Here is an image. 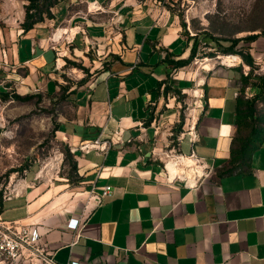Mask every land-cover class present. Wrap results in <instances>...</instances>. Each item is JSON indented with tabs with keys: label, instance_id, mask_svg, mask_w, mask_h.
<instances>
[{
	"label": "crops",
	"instance_id": "crops-1",
	"mask_svg": "<svg viewBox=\"0 0 264 264\" xmlns=\"http://www.w3.org/2000/svg\"><path fill=\"white\" fill-rule=\"evenodd\" d=\"M214 3L60 0L52 18L25 31L27 0H0V72L17 94L56 102L55 140L71 159L67 176L57 170L61 157L46 172L31 164L26 181L2 196L0 218L38 227L41 244L62 264H264V141L233 159L238 118L252 116L247 96L264 108V87L240 65L190 63ZM252 9H260L252 23L264 25L262 3ZM257 28L235 36L234 50L247 47L254 65L246 63L264 68V29ZM65 29L77 31L70 43ZM117 130L106 154L80 151L84 141ZM172 146L212 166L199 186L165 180L154 152ZM93 186L113 193L87 206ZM71 219H80L77 228Z\"/></svg>",
	"mask_w": 264,
	"mask_h": 264
},
{
	"label": "rangeland",
	"instance_id": "rangeland-1",
	"mask_svg": "<svg viewBox=\"0 0 264 264\" xmlns=\"http://www.w3.org/2000/svg\"><path fill=\"white\" fill-rule=\"evenodd\" d=\"M214 1V9L204 10L209 14L214 13L209 19L210 24L208 23L207 30L194 41L199 54L190 63H195L201 68L205 64L210 65V62H204V57L215 56L213 54L215 51L225 53L223 50L227 48L218 40H234L235 36L248 35L245 30L256 27L258 32L264 29V25L257 26L252 23L260 20L259 15L251 17L255 10H258V13L260 11L252 8L262 3L261 18L263 19L264 0ZM198 28L201 27L193 22L192 29ZM4 76L5 73L0 72V192L2 196L16 192L15 188L21 186L20 182L26 181L25 173L31 164L37 162L46 172L47 163L61 157L57 170L59 174L67 176L71 160L64 146L55 140L56 102L50 96L36 92L31 93L28 99L16 98L15 86H9ZM192 93L195 94L194 91ZM185 149L186 147H183V151ZM38 168V165L34 164L28 170L27 178L32 179ZM10 216H12L10 213L4 215L5 218ZM0 264H3L1 257Z\"/></svg>",
	"mask_w": 264,
	"mask_h": 264
},
{
	"label": "built area",
	"instance_id": "built-area-1",
	"mask_svg": "<svg viewBox=\"0 0 264 264\" xmlns=\"http://www.w3.org/2000/svg\"><path fill=\"white\" fill-rule=\"evenodd\" d=\"M97 8L96 5L93 7ZM77 31L61 30L67 43L72 41L71 36ZM210 62L212 65H240L245 75L251 73L257 74L264 72L263 66L255 67L246 63L238 54H219L213 57H204V62ZM203 62V63H204ZM203 68H205L203 66ZM208 69V68H205ZM197 94V91H195ZM120 130H117L113 136H104L100 134L93 140L84 141L80 144V151L85 154L94 151L98 154H106L113 146L114 142L119 140ZM194 138V134L192 133ZM154 155L162 163V168L167 182L181 181L188 188L199 186L205 178L212 172V166L207 161L192 151L189 154L183 153L178 147L167 148L162 152H154ZM42 176V171L38 173ZM111 186L102 187L97 190L93 186L87 195V206H98L103 203L107 196L112 195ZM80 219H71L68 226L77 228ZM42 234L38 227L20 223L19 220H3L0 218V257L3 264H62L57 262L51 252L41 244ZM64 264H80L76 260H69Z\"/></svg>",
	"mask_w": 264,
	"mask_h": 264
},
{
	"label": "trees",
	"instance_id": "trees-1",
	"mask_svg": "<svg viewBox=\"0 0 264 264\" xmlns=\"http://www.w3.org/2000/svg\"><path fill=\"white\" fill-rule=\"evenodd\" d=\"M60 0H27V4L25 5L26 15L24 22L22 23V27L25 31L33 28L35 24L43 21L45 18H52V8L59 2ZM264 33V31L262 32ZM256 35L248 36L246 39L248 41H252L256 39ZM221 45L226 47V50H223L225 53H220L219 51H215L213 54H227L229 52L236 53L245 61L252 63L254 65V58L249 53L247 47H242L241 50H234V47L239 43L240 39L235 40H218ZM191 58L186 61L178 62L179 65L188 64ZM246 77H254L261 81V85L264 87V75L257 73L253 76L246 75ZM1 91V90H0ZM16 98L19 99H28L30 98V94L20 95L14 94ZM262 96V95H260ZM264 97V96H263ZM246 99L248 102L249 111L252 113L251 120H248L244 117L238 118L239 120V135L236 137V143L239 148L236 151H233V159H244L247 158L251 154V152L259 147L261 143L264 141V108H258L255 104L257 99L259 98L257 95L250 96ZM68 157H70V153L67 152ZM233 160V161H234ZM2 206V194L0 192V210Z\"/></svg>",
	"mask_w": 264,
	"mask_h": 264
},
{
	"label": "bare ground",
	"instance_id": "bare-ground-1",
	"mask_svg": "<svg viewBox=\"0 0 264 264\" xmlns=\"http://www.w3.org/2000/svg\"><path fill=\"white\" fill-rule=\"evenodd\" d=\"M208 61V60H207ZM205 68H209V64H205L204 65Z\"/></svg>",
	"mask_w": 264,
	"mask_h": 264
}]
</instances>
